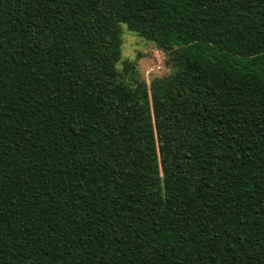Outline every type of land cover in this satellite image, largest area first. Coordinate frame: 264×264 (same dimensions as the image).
<instances>
[{
  "label": "trees",
  "instance_id": "obj_1",
  "mask_svg": "<svg viewBox=\"0 0 264 264\" xmlns=\"http://www.w3.org/2000/svg\"><path fill=\"white\" fill-rule=\"evenodd\" d=\"M0 264H264V0H0Z\"/></svg>",
  "mask_w": 264,
  "mask_h": 264
},
{
  "label": "rangeland",
  "instance_id": "obj_2",
  "mask_svg": "<svg viewBox=\"0 0 264 264\" xmlns=\"http://www.w3.org/2000/svg\"><path fill=\"white\" fill-rule=\"evenodd\" d=\"M123 30L122 58L118 67L126 79L131 76L125 71L126 63L130 60L134 61L138 75L147 83L155 77L166 76L172 72L169 54L158 49L154 43L128 30L126 24L123 25Z\"/></svg>",
  "mask_w": 264,
  "mask_h": 264
}]
</instances>
